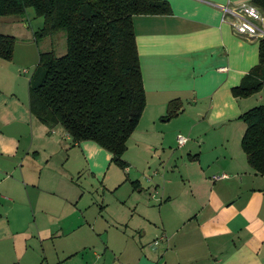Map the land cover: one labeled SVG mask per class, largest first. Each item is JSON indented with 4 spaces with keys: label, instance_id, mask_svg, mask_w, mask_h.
Returning a JSON list of instances; mask_svg holds the SVG:
<instances>
[{
    "label": "crops",
    "instance_id": "0c3cea01",
    "mask_svg": "<svg viewBox=\"0 0 264 264\" xmlns=\"http://www.w3.org/2000/svg\"><path fill=\"white\" fill-rule=\"evenodd\" d=\"M165 1L171 14L133 17L146 106L124 172L96 142L73 143L31 113L41 45L22 18L0 20V33L25 27L28 43L0 58V264H264V175L248 164L239 119L264 91L232 94L260 39L236 35L222 10L253 0ZM174 99L183 110L166 118ZM103 191L127 194L128 221L88 216Z\"/></svg>",
    "mask_w": 264,
    "mask_h": 264
},
{
    "label": "trees",
    "instance_id": "16d2710c",
    "mask_svg": "<svg viewBox=\"0 0 264 264\" xmlns=\"http://www.w3.org/2000/svg\"><path fill=\"white\" fill-rule=\"evenodd\" d=\"M264 12V0H253ZM33 8L43 18L35 31L40 42L60 32L66 51L39 54L29 83L31 113L48 128L62 127L73 143L96 142L112 153V161L126 167L127 141L146 106L135 15H168L165 0H0V17H20ZM55 40V38H54ZM16 37L0 33V58L10 61ZM51 44L53 40L50 41ZM50 44V45H51ZM54 48V47H52ZM264 91V38L259 40V61L232 88L234 97ZM183 110L179 100L168 104L166 118ZM241 146L248 164L264 175V102L245 111Z\"/></svg>",
    "mask_w": 264,
    "mask_h": 264
},
{
    "label": "rangeland",
    "instance_id": "374dc122",
    "mask_svg": "<svg viewBox=\"0 0 264 264\" xmlns=\"http://www.w3.org/2000/svg\"><path fill=\"white\" fill-rule=\"evenodd\" d=\"M4 18H8V17H0V20ZM21 20H25V23H23V25L28 23L30 27L34 30H38L39 28L43 26V18L41 16H37L35 11L31 7L26 9V13ZM3 29L4 27L1 26L0 32L4 31ZM6 29L8 31H12V35L15 36L16 40L18 41V42L16 41L18 46L21 44L20 42H23L22 44H28L26 43L27 42L26 40L24 41L20 40L25 37L26 30H27L25 29V27L23 28V26L15 24V25H11L9 28H6ZM30 31L31 30H29V32ZM52 40H53V43L51 44L50 41ZM40 45H41V51H45V50L49 51L51 49H54L57 55H62L66 51L65 34L64 32H60L54 37L45 38L40 41ZM38 61H39V54H38ZM118 170H120V172H124V169L118 168ZM123 191H125V189H123ZM126 196L127 194L125 196H122L120 193L116 195L114 193H110V191H103L101 197L97 198L98 204L92 205L89 208L88 216L93 217V218H96V217L99 218L98 216L99 212H102V221H99V223L103 225H105L106 220L111 221L112 219L113 220L124 219L128 221L131 216L130 214L131 210H130V204H129L131 202L130 201L126 202L127 201ZM88 200H89V196H88ZM135 233H138V232H135ZM102 236H107L105 231H102ZM93 258L96 260L94 264H101L98 262V260L95 257Z\"/></svg>",
    "mask_w": 264,
    "mask_h": 264
},
{
    "label": "built area",
    "instance_id": "2783aa9c",
    "mask_svg": "<svg viewBox=\"0 0 264 264\" xmlns=\"http://www.w3.org/2000/svg\"><path fill=\"white\" fill-rule=\"evenodd\" d=\"M222 10L223 20L228 22L236 35L253 40L264 38V12L258 6L253 3H242L237 6H223ZM186 141L187 138L182 135L177 137L179 146H183ZM227 176L223 173L212 178L219 180Z\"/></svg>",
    "mask_w": 264,
    "mask_h": 264
}]
</instances>
